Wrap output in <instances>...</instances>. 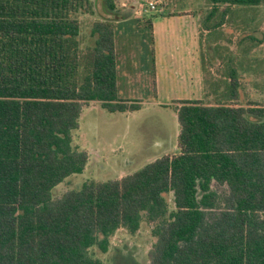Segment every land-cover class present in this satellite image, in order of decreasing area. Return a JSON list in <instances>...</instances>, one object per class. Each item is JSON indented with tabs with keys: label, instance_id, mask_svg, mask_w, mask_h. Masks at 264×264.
Returning <instances> with one entry per match:
<instances>
[{
	"label": "trees",
	"instance_id": "trees-1",
	"mask_svg": "<svg viewBox=\"0 0 264 264\" xmlns=\"http://www.w3.org/2000/svg\"><path fill=\"white\" fill-rule=\"evenodd\" d=\"M209 1L207 30L233 8L264 6ZM96 2L0 0V264H104L94 249L143 222L155 237L149 264H264V103H238L234 69L224 96L173 107L177 154L54 196L89 162L74 142L85 106L142 107L119 95L114 19L95 22V45L82 47L79 14Z\"/></svg>",
	"mask_w": 264,
	"mask_h": 264
},
{
	"label": "rangeland",
	"instance_id": "rangeland-1",
	"mask_svg": "<svg viewBox=\"0 0 264 264\" xmlns=\"http://www.w3.org/2000/svg\"><path fill=\"white\" fill-rule=\"evenodd\" d=\"M96 1L94 12L79 14L82 47L96 43L97 37L91 34L92 27L104 14L102 0ZM112 1L117 7L122 0ZM150 1L142 0L139 14L134 18L136 23L142 22V26H138L133 32L124 31L122 35L119 34L117 40L118 45H135L134 49H126L123 54L135 55L139 62L135 65L136 71L132 74L134 79L129 84V89L140 87L141 91H137V94L143 96L145 105L140 111L133 112H110L103 108L100 102L95 101L85 106L74 142L88 151L89 162L83 173L59 184L54 192L55 197L80 188L87 180L120 179L163 154H177L179 151L177 138L181 127L177 115L170 109L160 110L154 105L155 98L147 91L145 76H139L146 69L145 65L151 61V31L144 25L147 19H152L158 13V7L151 9ZM200 2L205 4L203 8L211 6L209 0H199ZM206 12L209 13L210 9L205 11L203 19L208 14ZM215 19L219 20L218 15ZM211 32L209 35H203L206 53L203 55L199 52V57L227 61L253 58L252 66L237 67L240 74L238 78L241 79L238 103H264V6L234 8L225 25L212 28ZM227 68L217 67L220 78H216L214 82L217 88V92L213 94L214 99L224 96L229 90V73L227 72L226 77L222 74L223 69ZM241 68H248V71L244 72ZM167 198L172 206V196L168 195ZM154 242L152 226L143 222L136 234H130L125 229L118 230L111 236L107 252L94 249V253L104 264H149L148 253Z\"/></svg>",
	"mask_w": 264,
	"mask_h": 264
},
{
	"label": "crops",
	"instance_id": "crops-1",
	"mask_svg": "<svg viewBox=\"0 0 264 264\" xmlns=\"http://www.w3.org/2000/svg\"><path fill=\"white\" fill-rule=\"evenodd\" d=\"M155 1L157 2L158 13L152 19H147L144 25L151 31V61L145 65L146 69L139 76H145L144 79L148 85L147 91L154 96V105L158 106V109H170L176 114L173 107L181 106L180 101L203 100L211 102L214 99L213 94L217 92L214 82H216V78H220L218 66L228 67L223 69L224 77L230 69H234L240 77L237 68L239 65L250 67L254 64L253 58L237 61L236 59H229L227 61L199 57V52L203 55L206 53L203 35L212 33L203 24L208 12H206L207 15L204 16V19L203 14L207 9H212V4L206 9L203 8L205 4L199 3V0ZM142 4V0H122L115 9L110 10L106 0H102L104 14L101 15L102 19L108 18L115 21L119 95L121 98V95L127 97L122 99L140 103L141 109L145 105V100H143L142 95L137 94V91H141L140 87L129 89V84L134 79L132 74L136 71L135 65L139 62L135 55L123 54L124 50H132L135 45H118L117 40L119 34L122 35L124 31L133 32L135 28L142 26V22L136 23L134 20L139 14L138 9ZM224 25L225 23L222 26ZM212 49L210 50L214 51ZM210 50L207 51L208 55ZM241 69H244V72L248 71V68ZM129 92L134 94L131 95ZM148 97L151 98L149 94ZM210 98L213 99L210 101L208 100Z\"/></svg>",
	"mask_w": 264,
	"mask_h": 264
},
{
	"label": "built area",
	"instance_id": "built-area-1",
	"mask_svg": "<svg viewBox=\"0 0 264 264\" xmlns=\"http://www.w3.org/2000/svg\"><path fill=\"white\" fill-rule=\"evenodd\" d=\"M149 6L151 9H157V2L156 1H150Z\"/></svg>",
	"mask_w": 264,
	"mask_h": 264
}]
</instances>
